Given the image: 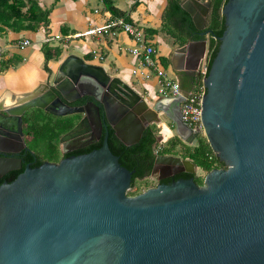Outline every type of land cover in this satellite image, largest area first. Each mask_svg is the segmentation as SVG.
<instances>
[{"label":"water","instance_id":"obj_1","mask_svg":"<svg viewBox=\"0 0 264 264\" xmlns=\"http://www.w3.org/2000/svg\"><path fill=\"white\" fill-rule=\"evenodd\" d=\"M181 5L200 30L174 52L182 61L176 67L173 59L174 68L191 77L183 95L150 106L102 65L68 53L32 90L3 96L0 180L23 166L15 154L29 150L23 124L31 109L74 121L63 139L108 123L101 147L27 164L13 181L0 183V264H264V0L222 6L226 28L203 77V135L225 166L207 172L203 184L180 178L131 195L134 171L109 145V124L132 145L161 121L160 112L183 141L199 139L184 124L181 103L209 50L211 2ZM83 96L91 97L87 105L73 104ZM77 114H83L78 122ZM161 158L173 159L176 171H195L190 159Z\"/></svg>","mask_w":264,"mask_h":264},{"label":"crops","instance_id":"obj_2","mask_svg":"<svg viewBox=\"0 0 264 264\" xmlns=\"http://www.w3.org/2000/svg\"><path fill=\"white\" fill-rule=\"evenodd\" d=\"M36 1L41 10H49L48 23L12 20L10 27L0 21V101L4 95L32 90L49 76L46 66L55 70L59 60L68 53H76L87 62L102 65L107 72L117 75L130 86L137 82L138 89L148 92L153 99L162 97L158 89L159 74L145 68L139 56L132 53L136 43L125 31L69 38L73 33L85 32L116 16H125L142 27L156 49L159 68L175 78L183 90L191 86L190 75L174 68L173 59L176 67L182 64L174 57V52L192 38L193 32L200 30L196 28L192 15L182 7L181 0ZM48 37L51 40L46 42ZM26 39L30 43L23 46ZM45 44L62 47L60 57L46 62ZM165 132L168 136L172 134L170 130Z\"/></svg>","mask_w":264,"mask_h":264},{"label":"trees","instance_id":"obj_3","mask_svg":"<svg viewBox=\"0 0 264 264\" xmlns=\"http://www.w3.org/2000/svg\"><path fill=\"white\" fill-rule=\"evenodd\" d=\"M228 0H210L211 2V12L208 16V28L212 29L214 31L213 36L210 39L209 42V69L213 62V59L215 58L220 45L219 37L223 34L226 25H225V18L221 14L222 6L227 2ZM25 8L27 10L25 11ZM40 11V13L38 12ZM28 19L31 22H49V10H41L38 7L36 0H0V21L3 22V24H6L11 27V21L12 20H23ZM31 26H34L32 23ZM216 38H215V37ZM45 56H46V62H48L51 59L59 58L62 54V47H51L48 44H45L43 47ZM165 62V61H164ZM165 66H167V63L165 62ZM47 71H51L48 66H46ZM199 83H202L201 77L198 75L197 80L195 81L194 85ZM43 112L46 115L55 116L48 111H45L41 108H33L29 112L26 113V116L24 118V124L25 127H27L28 134L39 136L44 133V127L47 126L49 131V141L51 142V147L55 151L57 150V143L53 142L54 139H59L62 133L68 131L75 122H69L68 120H63L64 117H59V120L57 123H54L51 118H44ZM58 125V127L62 128L63 131L60 133H54L52 134V129L54 126ZM51 128V131H50ZM54 130V129H53ZM156 133V131H155ZM151 142L148 141L149 144L156 143V135L152 133L151 135ZM102 141H99L98 143L89 146L85 149H82L83 152H89L94 148H99L102 145ZM181 142H183L179 137L177 139H173L171 141V145L169 147V150L175 148L177 145H180ZM109 145L112 151L120 157V162L122 165L126 166L130 170H133V181L131 185V189L129 190V194L135 195L140 193V190H134L135 187H137V181L138 178H142L145 175H147L151 168L152 163L155 158V152L151 148L148 152V154L151 157L150 164L145 165L141 160V148L139 145H127L122 143L115 135L114 130L110 129L109 134ZM181 151H183V156L189 158L193 161V163L196 165V167H200L203 170L209 172L215 167H223L225 166V163L220 160V158L217 156V154L213 151L210 143L208 142L207 138L204 136L203 138H200L198 140V144L195 146H182ZM59 151V148H58ZM70 154V153H69ZM36 155V156H35ZM31 156V159H35V157L38 159L36 161L35 166H38L43 163L44 160H53V159H45L43 156L39 154H35ZM25 164L21 169H16L14 171H11L10 173L6 174L1 180L0 183H2L4 180L13 181L24 169ZM191 177H194L195 180L199 184L204 183V179L201 176H198L196 173H190L188 174Z\"/></svg>","mask_w":264,"mask_h":264},{"label":"built area","instance_id":"obj_4","mask_svg":"<svg viewBox=\"0 0 264 264\" xmlns=\"http://www.w3.org/2000/svg\"><path fill=\"white\" fill-rule=\"evenodd\" d=\"M105 1V0H101ZM119 30L128 33L135 41V46L131 49L132 53L139 56L141 64L145 68L154 70L159 74L158 89L162 97H177L183 95V89L180 83L173 77L168 76L164 71L159 68L158 61L156 60V49L154 45L148 40L142 27L130 22L125 16H116L110 19L107 23L91 27L82 33H73L69 38L79 37L87 34H115ZM59 37V36H58ZM215 37V36H214ZM216 38V37H215ZM51 38H46L48 42ZM29 39L22 42V45H28ZM209 52V50H208ZM202 59L197 73L202 79V83L193 85L188 95L181 103V116L184 124L191 128L193 132H199L200 135L204 134V125L201 116L202 112V97L205 93V86L203 84V77L209 71V54ZM163 144H159L156 148L157 151L162 150Z\"/></svg>","mask_w":264,"mask_h":264},{"label":"flooded vegetation","instance_id":"obj_5","mask_svg":"<svg viewBox=\"0 0 264 264\" xmlns=\"http://www.w3.org/2000/svg\"><path fill=\"white\" fill-rule=\"evenodd\" d=\"M207 26H208V24H207ZM198 75L199 74L196 73V75L194 77V82L197 80ZM90 101H91V97H87V96L84 97L83 96V97L76 99L73 102V104L77 105V106L87 105L88 102H90ZM74 116L76 118V122L80 121L83 118V114H77ZM68 119L69 118H67V117L63 118V120H68ZM106 123H108V121H107V119H104L101 131H100V129L97 128V126H94L92 123V124H90V129L87 130L86 132H80V133L75 134V135L72 134L71 136L63 139V136L70 131V129L73 127L72 126L68 131L62 133L61 136L59 137L60 140L58 142L60 159L64 156L79 155V154L86 153V152H83L81 150L85 149L89 146H92V145L98 143L99 141L103 140L104 135H105L106 130H107L106 126H105ZM152 125H153V123H151L150 126L144 130L143 135L140 138V140L135 143V144L139 145V147L141 148V155H142L141 160L145 165L150 164L151 157L148 154L149 153L148 151L151 148L154 150L155 155H156L154 158V161L152 163V168H151L150 172L147 175H145L144 177H146V176L156 177L157 182L155 183V185H157L158 183H171V182L178 180L180 178H184V179L190 178L191 176L188 174L196 173L197 167L194 168L195 171H192V168L189 166H186V170L176 171L175 167H177V165H175L173 163L174 162L173 159L164 160L163 158H161V156H174V157H181L182 159H189L187 157H184L182 151H180L182 149L181 148L182 146L180 147V149L173 148V149L169 150L170 144H169V146H166L162 141H159L157 134L155 133V131H156L155 127H153ZM171 126L174 127L173 123H171ZM108 127H109V129L112 128L110 124L108 125ZM23 129H24V124H23ZM152 133H154L156 135V143L149 144L148 141L151 142ZM109 134H110V131H109ZM199 139H200V137H199ZM25 141H26V133H25ZM183 143L188 144L185 141H183ZM26 144H27L26 146L29 148V150L23 149L18 154H15V157H18L22 160V165L30 164L31 166L35 167L36 161L38 159L36 157H35V159H31V156L35 155L36 152H34L28 146L27 142H26ZM135 144H132V145H135ZM159 144H163V148H162V150L157 151L156 148ZM11 147H15V146H11ZM2 154H3V152L0 153V157L2 156ZM11 155H12V153H8V156H11ZM60 159L51 160V161H59ZM19 169H21V168H19ZM12 171H14V170H12ZM10 172H8V173H10ZM144 177H142V178H144ZM142 178H138V180L142 179Z\"/></svg>","mask_w":264,"mask_h":264},{"label":"rangeland","instance_id":"obj_6","mask_svg":"<svg viewBox=\"0 0 264 264\" xmlns=\"http://www.w3.org/2000/svg\"><path fill=\"white\" fill-rule=\"evenodd\" d=\"M198 84V83H197ZM197 84L195 86H197ZM134 87L145 99H147L148 103L150 104V106H152L154 104V99L152 97L149 96L148 92L144 91V90H139L138 87V83L136 82ZM41 112V111H40ZM43 113V112H41ZM160 119L161 121L159 123H153V127H155V130H156V134H157V137L159 139V141H164L166 143L167 146H169V144L171 145V142L173 139H177L179 136L176 132V129L175 127H172L171 126V123L172 120L170 118H168L166 115H164L162 112H160ZM26 116V115H25ZM43 116L44 118H51L52 121L54 123H57L58 120H59V117H56V116H50V115H46L43 113ZM165 127V128H164ZM167 128V129H166ZM172 130H171V129ZM24 131L26 133V142L28 143V146L34 151L36 152L37 154L43 156L45 159H53V160H57V159H60V153L58 151V148L57 150L55 151L54 149H52L51 147V142L49 141V131H48V128L47 126L44 127V133H42V135H39V136H35V135H29L28 134V130H27V127L24 126ZM54 129V130H53ZM52 129V134H54L55 132L56 133H60L61 131H63L62 128L58 127V125L54 126V128ZM170 130V132L172 131V134L170 136H168V134H166L167 132L165 131H168ZM50 131H51V128H50ZM54 132V133H53ZM170 137V138H169ZM203 138L204 135H200V138ZM166 138H168V140H166ZM180 138V137H179ZM165 139V140H164ZM181 139V138H180ZM60 138L59 139H54L53 142H56L57 143V147H58V142H59ZM182 140V139H181ZM198 140H196V142H194L193 144H185L183 142H181L182 144L180 145H177L175 147V149H180L181 146H195L198 144ZM183 141V140H182ZM163 142V143H164ZM181 151V150H180ZM183 152V151H182ZM207 171L203 170L202 168L200 167H197L196 169V174L198 176H201L205 177ZM157 182V178L156 177H153V176H146L142 179H139L137 181V187L134 188V190H137L139 189L140 192H143L145 191L147 188L149 187H152L155 185V183ZM129 192V191H128Z\"/></svg>","mask_w":264,"mask_h":264}]
</instances>
